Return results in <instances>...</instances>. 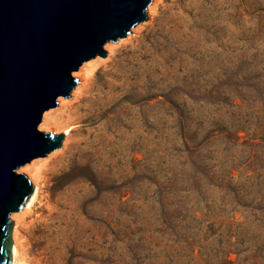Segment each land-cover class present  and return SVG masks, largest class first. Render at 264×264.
<instances>
[{
  "label": "rangeland",
  "instance_id": "rangeland-1",
  "mask_svg": "<svg viewBox=\"0 0 264 264\" xmlns=\"http://www.w3.org/2000/svg\"><path fill=\"white\" fill-rule=\"evenodd\" d=\"M149 7L88 60L106 86L79 69L45 111L71 129L27 163L46 181L18 211L23 264H264V0Z\"/></svg>",
  "mask_w": 264,
  "mask_h": 264
},
{
  "label": "water",
  "instance_id": "water-1",
  "mask_svg": "<svg viewBox=\"0 0 264 264\" xmlns=\"http://www.w3.org/2000/svg\"><path fill=\"white\" fill-rule=\"evenodd\" d=\"M152 1L0 0V264L13 259L11 215L34 192L18 168L65 139L39 129L45 111L71 96L84 62L147 19Z\"/></svg>",
  "mask_w": 264,
  "mask_h": 264
},
{
  "label": "bare ground",
  "instance_id": "bare-ground-1",
  "mask_svg": "<svg viewBox=\"0 0 264 264\" xmlns=\"http://www.w3.org/2000/svg\"><path fill=\"white\" fill-rule=\"evenodd\" d=\"M153 8V6H150L149 7V9L151 10ZM105 46L107 47V49L109 48L110 49V43L109 44H105ZM97 58H96V60L97 59H101L100 58V56L98 57V56H96ZM88 63H91V62H86V63H84L83 64V66L80 68L81 70H80V72H78L77 74L79 75V74H81V76H85L86 77V80H87V74L88 75H91L92 76V78H91V83H92V85L96 82V81H101L102 83L99 85V87L101 86V88L102 87H104V86H106V81H102L103 80V78H104V75L103 74H100L99 76H97L96 77V75H94V71H93V69L95 68V64L92 66V65H90V67L92 68V69H88V67H89V65H87ZM87 65V66H86ZM89 78V77H88ZM88 82V81H87ZM82 83V82H81ZM84 86V85H83ZM91 86V85H90ZM80 87H82V86H78L76 89H75V91L73 92V93H75V94H77L78 95V92H79V94L81 95L82 94V88H80ZM92 87V86H91ZM114 89V88H113ZM81 91V93H80V91ZM101 93V92H100ZM85 94V93H84ZM80 95H78V96H80ZM85 97V96H84ZM64 99L65 98H62V97H60V99H59V102L61 103V102H63L64 101ZM88 99V98H87ZM108 102H109V100H108ZM85 105H86V103H85ZM84 105V106H85ZM89 105V111L87 112V116H84L88 121H89V123H93L96 119H98V118H101V117H104V116H106V115H108L109 114V112L111 111V110H113V109H115V105H107V102H104V99H100L99 98V100L98 101H96V102H90V104H88ZM87 105V106H88ZM84 108V107H83ZM88 110V109H87ZM86 110V111H87ZM52 111V110H51ZM51 111H48V112H46L45 114H44V117H43V123L41 124V128L42 127H47L46 129H49V127L51 128V126L52 125H55V127L57 128V130H62L63 132H65V133H67V134H69L70 133V129H71V124H62V123H60L59 121H57L56 119H58V118H54L55 117V115H54V117H51V115H50V112ZM70 112H71V110H70ZM79 112V111H78ZM80 113V112H79ZM86 113V112H85ZM57 115V114H56ZM58 116V115H57ZM56 116V117H57ZM81 116V115H80ZM116 116V115H115ZM114 116V117H115ZM83 117V118H84ZM114 117H111V119L109 120V122H108V125H110L109 126V128L108 129H115V127H116V124H117V122L116 121H114L113 120V118ZM52 118V119H51ZM84 118V119H85ZM108 127V126H107ZM53 128V127H52ZM104 128V127H103ZM53 129H55V128H53ZM56 130V129H55ZM105 132V131H104ZM102 137V136H101ZM106 140V138L104 137V138H100V139H95L94 141H92L93 142V144L95 143H102V142H104ZM84 151V150H83ZM80 154V153H79ZM81 155L83 156V155H86V153H85V151L83 152V153H81ZM90 156V155H89ZM72 157H74V156H72ZM71 158V157H70ZM40 160V159H39ZM34 162V161H33ZM71 162H72V160H71ZM70 163V162H69ZM72 165V164H71ZM34 166V165H33ZM21 170H23V171H25V172H27L28 174H29V176L31 177V179H32V181H33V185H34V192H33V194L31 195V197L29 198V200L27 201V203H26V207H25V210H28V211H30V210H32L33 209V205L35 204V202H36V200L39 198V196H40V192H41V187H42V184H43V182L44 181H46L45 180V178H46V176L43 174V172L42 171H39V170H37L36 168H34V167H32V163H30V164H25V165H23L22 167H21V169H20V172H21ZM66 181H67V179H66ZM65 181V182H66ZM58 186V185H57ZM59 187V186H58ZM55 189V188H54ZM57 189V188H56ZM19 213H18V211L17 212H14V213H12V215H11V217L13 218V219H15L16 220V223H15V227H14V229H13V259H12V263L11 264H23V253H22V242H21V228H20V222H18V218H19Z\"/></svg>",
  "mask_w": 264,
  "mask_h": 264
}]
</instances>
